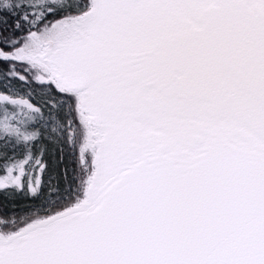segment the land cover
I'll use <instances>...</instances> for the list:
<instances>
[{
  "label": "snow or ice",
  "instance_id": "snow-or-ice-1",
  "mask_svg": "<svg viewBox=\"0 0 264 264\" xmlns=\"http://www.w3.org/2000/svg\"><path fill=\"white\" fill-rule=\"evenodd\" d=\"M0 264H264V0H0Z\"/></svg>",
  "mask_w": 264,
  "mask_h": 264
}]
</instances>
